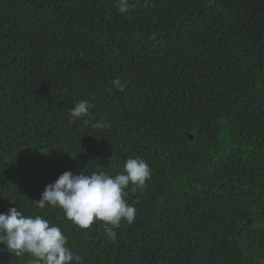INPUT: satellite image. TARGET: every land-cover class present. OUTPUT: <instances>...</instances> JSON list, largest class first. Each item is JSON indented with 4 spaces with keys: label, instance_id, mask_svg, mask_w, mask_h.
Wrapping results in <instances>:
<instances>
[{
    "label": "trees",
    "instance_id": "1",
    "mask_svg": "<svg viewBox=\"0 0 264 264\" xmlns=\"http://www.w3.org/2000/svg\"><path fill=\"white\" fill-rule=\"evenodd\" d=\"M128 2L0 0V212L58 225L72 264H264V0ZM136 157L151 177L115 240L36 205L66 171Z\"/></svg>",
    "mask_w": 264,
    "mask_h": 264
},
{
    "label": "clouds",
    "instance_id": "2",
    "mask_svg": "<svg viewBox=\"0 0 264 264\" xmlns=\"http://www.w3.org/2000/svg\"><path fill=\"white\" fill-rule=\"evenodd\" d=\"M129 8L128 0H119L120 13L129 11ZM126 83L117 78L112 81V86L123 91ZM93 107L89 100H80L69 110V115L75 121L90 116ZM95 126L107 129L111 124L98 122ZM150 177V166L139 157L127 159L123 170L116 175L104 171L88 174L84 171L79 174L66 171L52 184L45 186L36 205L40 209L46 206L61 208L66 218L81 229H88L94 222L103 221L107 236L115 240L114 229L120 227L121 221L131 224L136 218V208L125 198L126 189L130 184L134 186L133 190L142 189ZM67 243L68 239L61 228L40 215H25L17 207L0 212V245L17 256L29 254L32 259L28 264L78 262L79 257L67 247Z\"/></svg>",
    "mask_w": 264,
    "mask_h": 264
},
{
    "label": "rangeland",
    "instance_id": "3",
    "mask_svg": "<svg viewBox=\"0 0 264 264\" xmlns=\"http://www.w3.org/2000/svg\"><path fill=\"white\" fill-rule=\"evenodd\" d=\"M213 177V173L208 175V178H212ZM223 187V184H215L214 185V189L216 188L217 190H220Z\"/></svg>",
    "mask_w": 264,
    "mask_h": 264
},
{
    "label": "water",
    "instance_id": "4",
    "mask_svg": "<svg viewBox=\"0 0 264 264\" xmlns=\"http://www.w3.org/2000/svg\"><path fill=\"white\" fill-rule=\"evenodd\" d=\"M191 137H193V136L191 135Z\"/></svg>",
    "mask_w": 264,
    "mask_h": 264
}]
</instances>
